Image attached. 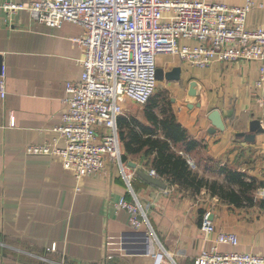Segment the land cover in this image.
<instances>
[{
    "label": "crops",
    "instance_id": "obj_1",
    "mask_svg": "<svg viewBox=\"0 0 264 264\" xmlns=\"http://www.w3.org/2000/svg\"><path fill=\"white\" fill-rule=\"evenodd\" d=\"M31 1L0 0V84L5 89L0 95V264H194L220 232L236 235L238 245L219 246V251L264 259V206L258 203L235 208L205 190L191 196L160 178L165 190L150 186L136 175L150 169L142 156L123 163L129 191L121 167L110 159L100 174L76 180L60 157L25 154L26 146L52 144L58 137L54 129L65 112V85L81 75L74 40L83 35L72 23L59 28L39 24L26 8L3 9L6 3L28 6ZM198 1L240 7L248 0ZM250 1L256 6L247 28L264 26V0ZM176 67L181 80L160 82L158 91L169 97L187 135L201 144L187 155L189 165L219 182L215 165H225L264 187V132L253 143L237 137L248 134L250 122L259 119L252 90L260 64L242 60L196 69L177 57L156 58V69ZM191 81L200 86L194 105L187 102ZM258 93L264 97V86ZM131 104L125 102L124 115ZM213 110L220 113L223 132L210 133ZM139 119L144 122L143 116ZM122 198L136 200L148 224L133 229L128 213L117 208ZM207 213L215 232L204 238L200 224Z\"/></svg>",
    "mask_w": 264,
    "mask_h": 264
},
{
    "label": "built area",
    "instance_id": "obj_2",
    "mask_svg": "<svg viewBox=\"0 0 264 264\" xmlns=\"http://www.w3.org/2000/svg\"><path fill=\"white\" fill-rule=\"evenodd\" d=\"M255 6L250 0L240 7L198 0H32L28 6L6 3L5 11L26 8L33 21L49 28L72 23L83 30V35L74 40L81 52V75L79 81L65 85V112L54 129L58 137L52 144L26 146L25 154L60 157L63 168L76 180L100 174L110 159L121 167L131 191L130 176L123 171L117 121L125 114L126 101L143 107L154 95L158 56L177 57L196 69H207L214 63L258 62L259 77L252 97L264 129V97L258 93L264 86V26H246ZM181 40L194 45H182ZM4 94L1 82V97ZM59 142L63 147H57ZM148 175L158 178L152 169ZM254 199L264 201V187L256 189ZM117 208L128 213L133 229L148 224L146 212L136 200L122 198ZM200 231L204 238L215 232L209 213L203 216ZM237 245L236 235L217 233L194 264H264V259L256 255L218 249Z\"/></svg>",
    "mask_w": 264,
    "mask_h": 264
},
{
    "label": "trees",
    "instance_id": "obj_3",
    "mask_svg": "<svg viewBox=\"0 0 264 264\" xmlns=\"http://www.w3.org/2000/svg\"><path fill=\"white\" fill-rule=\"evenodd\" d=\"M143 108L144 122L131 115H123L117 121L122 163L128 157L142 156L158 178L191 196L205 190L210 197L235 208L257 203L264 206V201L254 199V192L260 187L254 178L218 164L216 172L222 177L219 182L208 180L192 169L187 155L201 144L191 139L177 122L166 93L154 94ZM177 146L182 149L177 150Z\"/></svg>",
    "mask_w": 264,
    "mask_h": 264
},
{
    "label": "water",
    "instance_id": "obj_4",
    "mask_svg": "<svg viewBox=\"0 0 264 264\" xmlns=\"http://www.w3.org/2000/svg\"><path fill=\"white\" fill-rule=\"evenodd\" d=\"M1 64H0V74H1ZM155 79L157 82H179L181 80V68L176 67L170 71H163V69H156L155 71ZM188 93H187V102L191 105H194L196 102V98L199 95L200 86L197 82L191 81L188 86ZM208 120L212 125V130L210 133H215L216 131L223 132L225 127L220 116V113L217 110H213L208 115ZM264 129L260 125L257 119H254L249 124L248 134L240 133L237 134V137H241L244 139L245 142L253 143L256 134L263 133ZM128 166L135 167L134 164H129ZM136 175H138L145 183L153 186L155 188L165 190V185L159 178L150 177L148 174L141 173L139 170L136 171Z\"/></svg>",
    "mask_w": 264,
    "mask_h": 264
},
{
    "label": "rangeland",
    "instance_id": "obj_5",
    "mask_svg": "<svg viewBox=\"0 0 264 264\" xmlns=\"http://www.w3.org/2000/svg\"><path fill=\"white\" fill-rule=\"evenodd\" d=\"M160 82H157L156 83V90H155V93L154 94H158V90H160ZM131 102H129V101H126V105H129ZM144 107V106H143ZM143 107H140V106H137V105H134V104H131V106H130V109H131V111H130V114L129 115H131V116H135L136 118H138L139 119V117L140 116H142V112H143ZM127 115V114H126ZM140 120V119H139ZM222 182V181H221ZM257 202H259V201H257Z\"/></svg>",
    "mask_w": 264,
    "mask_h": 264
}]
</instances>
